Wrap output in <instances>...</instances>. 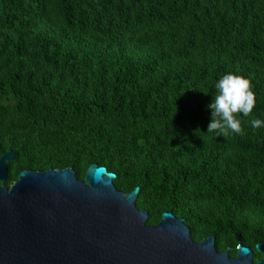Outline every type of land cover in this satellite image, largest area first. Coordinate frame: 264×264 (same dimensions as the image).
<instances>
[{"label": "trees", "instance_id": "trees-1", "mask_svg": "<svg viewBox=\"0 0 264 264\" xmlns=\"http://www.w3.org/2000/svg\"><path fill=\"white\" fill-rule=\"evenodd\" d=\"M252 81L241 134L207 133L216 82ZM264 0H0V157L25 170L92 164L140 187L148 225L183 218L218 251L264 243ZM240 237V242L236 237Z\"/></svg>", "mask_w": 264, "mask_h": 264}, {"label": "water", "instance_id": "water-1", "mask_svg": "<svg viewBox=\"0 0 264 264\" xmlns=\"http://www.w3.org/2000/svg\"><path fill=\"white\" fill-rule=\"evenodd\" d=\"M15 157H0V264H264L263 242L254 262L248 246L231 257L215 236L195 242L172 212L148 225L149 212L136 204L141 188L118 190L105 166L92 164L84 180L73 168L25 170L8 187Z\"/></svg>", "mask_w": 264, "mask_h": 264}, {"label": "clouds", "instance_id": "clouds-1", "mask_svg": "<svg viewBox=\"0 0 264 264\" xmlns=\"http://www.w3.org/2000/svg\"><path fill=\"white\" fill-rule=\"evenodd\" d=\"M217 93L212 103L208 105L211 111V121L207 133H218L227 137L229 132L241 134L243 129L239 114L249 116L256 106V94L252 81L235 73L224 74L215 84ZM253 129L264 127V120L252 119Z\"/></svg>", "mask_w": 264, "mask_h": 264}]
</instances>
